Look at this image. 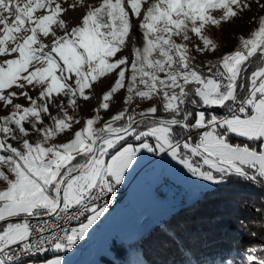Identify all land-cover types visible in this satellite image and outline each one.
Here are the masks:
<instances>
[{
  "label": "snow or ice",
  "instance_id": "obj_1",
  "mask_svg": "<svg viewBox=\"0 0 264 264\" xmlns=\"http://www.w3.org/2000/svg\"><path fill=\"white\" fill-rule=\"evenodd\" d=\"M155 164L248 208L212 264H264V0H0V264H69ZM158 232L169 264H207V234Z\"/></svg>",
  "mask_w": 264,
  "mask_h": 264
},
{
  "label": "rangeland",
  "instance_id": "obj_2",
  "mask_svg": "<svg viewBox=\"0 0 264 264\" xmlns=\"http://www.w3.org/2000/svg\"><path fill=\"white\" fill-rule=\"evenodd\" d=\"M251 27L250 24L237 21L235 24L224 25L222 29H213V37L220 45L231 47L235 42L234 34L248 32ZM94 91L96 96L90 101L91 105L98 103L102 89L97 87ZM87 114V109L83 108L81 115L87 116ZM138 171L134 184L131 183L127 187V195L129 196L131 192L137 197L136 200L132 199L130 203L122 207L121 216L118 215V218L110 214L88 244L81 250L69 254V264H99L106 261V258H113L110 249L113 239L132 241L131 236L136 233V230L131 232L126 230L133 222L134 229L136 228L135 219L138 208L150 210L156 219H160L166 216L178 202L189 198L190 195V198L194 199L202 191L192 186L177 171L162 164L142 166ZM135 175L136 173L133 177ZM117 208L119 209V206ZM101 255L106 258H101ZM127 263L145 264L141 253L134 245L129 247Z\"/></svg>",
  "mask_w": 264,
  "mask_h": 264
},
{
  "label": "trees",
  "instance_id": "obj_3",
  "mask_svg": "<svg viewBox=\"0 0 264 264\" xmlns=\"http://www.w3.org/2000/svg\"><path fill=\"white\" fill-rule=\"evenodd\" d=\"M223 191L228 193L244 191L247 193L251 190L240 188L238 185H230ZM255 195L259 196V193L255 192ZM224 198L231 200L232 196L227 195L223 197L222 190H218V194L215 197H209L204 195L202 190L194 199L177 204L160 221H155L149 225L136 239L127 243H113L114 240H112L110 249L112 250L113 258L110 259L101 255V258H106L107 260L99 264H128L127 256L130 245L138 248L145 264H169V261L172 259H178L175 246L169 242L163 244L158 232L160 228L169 223L173 218L176 223L185 225L189 232L199 231L208 235V242L203 244L194 242L196 248L192 259L212 264V261L218 260L221 255H224L225 253H222V251L232 247L235 241L239 240L242 244L247 242V237L243 236L238 230L239 224L237 223V219L246 218L249 215L248 208L241 207L239 204H230L228 206ZM195 200H200L202 203L199 211L193 214L187 211V208ZM227 212V218L226 216L224 217L223 223L210 224L208 222L209 217L221 216ZM152 230H156L157 234H154L152 240L146 243L143 242V237ZM177 242H179V239Z\"/></svg>",
  "mask_w": 264,
  "mask_h": 264
},
{
  "label": "crops",
  "instance_id": "obj_4",
  "mask_svg": "<svg viewBox=\"0 0 264 264\" xmlns=\"http://www.w3.org/2000/svg\"><path fill=\"white\" fill-rule=\"evenodd\" d=\"M143 167H145V166H143ZM139 173V171L136 173V175L134 176V177H132L131 179H130V182H129V184H134V182H135V178H136V176H137V174ZM129 184L126 186V194H127V187L129 186ZM140 189V188H139ZM139 193V192H138ZM127 197L129 198V202L128 203H130L131 202V200L132 199H135L136 200V196H134V195H132L131 194V192L129 193V196L127 195ZM191 195L189 196V198H186L185 200H182L181 202H185V201H188V200H191ZM181 202H178L177 204H179V203H181ZM127 203V204H128ZM127 204H125V205H120V204H116V206H115V209L116 210H112V212H111V214H113L116 218H118L119 216L118 215H120L121 216V212H122V210H121V208L122 207H124V206H126ZM117 206H119V209L117 208ZM139 209H143V208H138L137 210H136V213H137V215H136V219H135V222L137 221V217H138V211H139ZM150 211V210H149ZM151 212V211H150ZM152 214H153V216H154V213L153 212H151ZM155 217V216H154ZM163 217H161L160 219H156V221H160L161 219H162ZM128 230H126L127 232L128 231H135L136 230V228L134 229V222H133V224H131L128 228H127ZM134 229V230H133ZM132 235H134V233L132 234ZM131 238H132V236H131ZM128 241V240H127ZM82 249V248H81ZM80 249V250H81Z\"/></svg>",
  "mask_w": 264,
  "mask_h": 264
},
{
  "label": "built area",
  "instance_id": "obj_5",
  "mask_svg": "<svg viewBox=\"0 0 264 264\" xmlns=\"http://www.w3.org/2000/svg\"><path fill=\"white\" fill-rule=\"evenodd\" d=\"M127 202H128V198L126 196V187H125L124 189L121 190V196L117 203L124 205ZM140 218L141 220L138 221L139 229H141L146 224H148L153 219V216L146 210H140Z\"/></svg>",
  "mask_w": 264,
  "mask_h": 264
},
{
  "label": "bare ground",
  "instance_id": "obj_6",
  "mask_svg": "<svg viewBox=\"0 0 264 264\" xmlns=\"http://www.w3.org/2000/svg\"><path fill=\"white\" fill-rule=\"evenodd\" d=\"M144 227H142L140 230H142Z\"/></svg>",
  "mask_w": 264,
  "mask_h": 264
}]
</instances>
